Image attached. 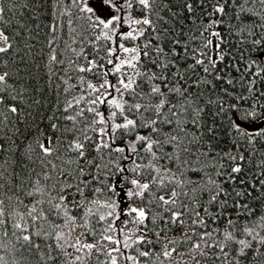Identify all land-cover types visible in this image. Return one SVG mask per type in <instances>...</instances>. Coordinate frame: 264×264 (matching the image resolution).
<instances>
[{"label": "snow or ice", "instance_id": "snow-or-ice-1", "mask_svg": "<svg viewBox=\"0 0 264 264\" xmlns=\"http://www.w3.org/2000/svg\"><path fill=\"white\" fill-rule=\"evenodd\" d=\"M0 264H264V0H0Z\"/></svg>", "mask_w": 264, "mask_h": 264}]
</instances>
